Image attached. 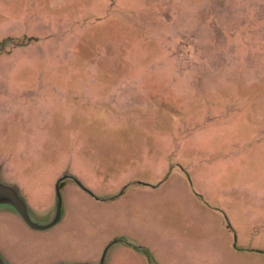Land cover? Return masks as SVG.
Here are the masks:
<instances>
[{
    "label": "rangeland",
    "instance_id": "374dc122",
    "mask_svg": "<svg viewBox=\"0 0 264 264\" xmlns=\"http://www.w3.org/2000/svg\"><path fill=\"white\" fill-rule=\"evenodd\" d=\"M65 172L10 264H264V0H0V173Z\"/></svg>",
    "mask_w": 264,
    "mask_h": 264
},
{
    "label": "water",
    "instance_id": "95a60500",
    "mask_svg": "<svg viewBox=\"0 0 264 264\" xmlns=\"http://www.w3.org/2000/svg\"><path fill=\"white\" fill-rule=\"evenodd\" d=\"M73 179L83 188L81 181L70 173H63L56 182V210L53 216L46 222L35 219L31 212L30 205L28 204L25 196L20 188L13 182L6 180L0 173V209H11L14 211L28 226L38 230H46L55 226L62 218L63 214V195L61 190V183L66 179ZM86 189V188H85ZM88 190V189H86ZM91 192L90 190H88ZM92 193V192H91ZM93 194V193H92ZM116 239L114 241H119ZM105 254L102 256L101 264L104 262ZM0 264H10L0 251ZM56 264H89V263H56Z\"/></svg>",
    "mask_w": 264,
    "mask_h": 264
},
{
    "label": "flooded vegetation",
    "instance_id": "af4514ba",
    "mask_svg": "<svg viewBox=\"0 0 264 264\" xmlns=\"http://www.w3.org/2000/svg\"><path fill=\"white\" fill-rule=\"evenodd\" d=\"M63 184V182L61 183V185Z\"/></svg>",
    "mask_w": 264,
    "mask_h": 264
}]
</instances>
